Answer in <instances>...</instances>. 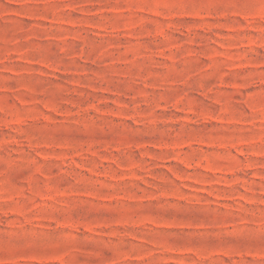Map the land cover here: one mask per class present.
<instances>
[{"label":"rangeland","instance_id":"rangeland-1","mask_svg":"<svg viewBox=\"0 0 264 264\" xmlns=\"http://www.w3.org/2000/svg\"><path fill=\"white\" fill-rule=\"evenodd\" d=\"M0 264H264V0H0Z\"/></svg>","mask_w":264,"mask_h":264}]
</instances>
